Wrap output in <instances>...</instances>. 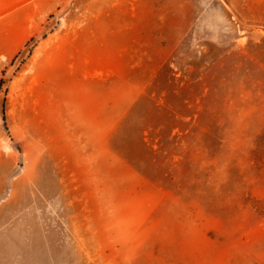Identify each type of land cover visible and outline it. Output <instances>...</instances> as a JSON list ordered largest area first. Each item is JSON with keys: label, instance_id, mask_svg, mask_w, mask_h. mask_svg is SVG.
Instances as JSON below:
<instances>
[{"label": "rangeland", "instance_id": "374dc122", "mask_svg": "<svg viewBox=\"0 0 264 264\" xmlns=\"http://www.w3.org/2000/svg\"><path fill=\"white\" fill-rule=\"evenodd\" d=\"M0 264H264V0H0Z\"/></svg>", "mask_w": 264, "mask_h": 264}]
</instances>
